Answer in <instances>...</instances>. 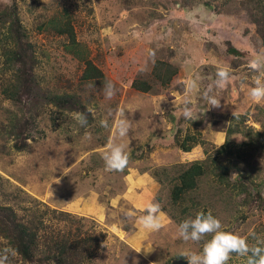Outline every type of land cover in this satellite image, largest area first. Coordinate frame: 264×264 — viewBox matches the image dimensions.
I'll list each match as a JSON object with an SVG mask.
<instances>
[{"label": "rangeland", "instance_id": "obj_1", "mask_svg": "<svg viewBox=\"0 0 264 264\" xmlns=\"http://www.w3.org/2000/svg\"><path fill=\"white\" fill-rule=\"evenodd\" d=\"M238 1L0 0V4H18L40 61L37 72L42 86L54 93H77L92 109L94 119L81 129L73 115L46 108L32 139L22 151H16L15 142L2 133V125L15 107L0 93V203L23 217H39L48 234L70 230L97 237L99 247L89 249L91 256L82 264H172L173 260H186L180 255L184 251L201 252L210 235L200 242H184L177 237L178 224L173 218L193 219L194 211L190 207L182 213V208L171 206L174 178L183 166L205 159L204 148L215 154L224 142L227 123L237 116L247 117L245 124L255 130L264 126V102L256 104L249 96L257 74L248 67L253 58L264 57V46L254 26L239 11ZM65 16L74 26L79 44L76 50L88 52V59L102 71L104 79L89 83L79 80L83 62L69 53L67 41L56 36L50 23ZM40 22L45 25L41 33ZM150 50L154 57L149 56ZM157 59L179 68L170 86L164 89L154 84L148 93L133 89L136 78L150 81ZM218 67H228L232 81L218 93L221 107L207 110L204 102L189 96L187 85L195 79L201 89L207 88L214 83ZM108 81L116 89L110 100L104 95ZM186 99L204 112L200 119L192 122L183 118ZM121 110L131 122L130 133L123 139L115 135L114 123L121 118ZM104 119L109 121V128L100 126ZM178 129L200 133L204 147L196 145L190 152H182L173 143ZM86 133L91 139H85ZM110 140L127 145L129 154L136 149L144 157L131 160L123 172L108 171L102 157ZM232 142L241 149L230 160L253 182V199L243 203L242 195L223 189L209 177L202 179L191 196L199 203L194 209L206 207L221 221L223 231L246 237L249 245H254L252 233L264 238V147L254 149L240 135L233 136ZM126 186H139L141 190L135 188L144 207L129 196L114 200ZM149 186H157L153 195ZM89 193L103 206L101 220L70 211V202ZM149 202L159 203L164 215V227L158 232H146L138 224ZM52 210L72 217L60 222L50 217ZM148 244L152 252L145 255L143 248L136 252ZM6 247L0 238V251ZM7 264L22 262L15 254L9 256ZM228 264H246V259L232 254Z\"/></svg>", "mask_w": 264, "mask_h": 264}, {"label": "trees", "instance_id": "obj_2", "mask_svg": "<svg viewBox=\"0 0 264 264\" xmlns=\"http://www.w3.org/2000/svg\"><path fill=\"white\" fill-rule=\"evenodd\" d=\"M238 8L254 26L255 33L264 46V0H239ZM50 23L56 36L67 41L68 48L70 47L69 53L83 62L79 80L89 83L104 79L102 71L88 59V52L76 50L79 44L70 18L68 16L55 18L50 20ZM44 27L45 25L40 22L38 25L40 33ZM229 50L237 54L235 50L231 48ZM39 64L35 46L21 21L18 4L15 2L0 4V93L10 105L15 107V111L9 112L7 123L2 125V133L15 142L13 148L16 151H22L25 143L32 139L38 118L44 114L46 108H53L63 115L84 113L88 118L87 126L94 121L88 111L89 108L77 93L59 94L42 86V78L37 72ZM178 71L176 64L157 59L150 72V81L153 84L136 78L131 87L142 93L151 92L154 84L164 89L168 88L178 75ZM246 121L247 117L240 115L227 123L224 129V142L215 150V154H209L204 148L205 159L195 160L178 171L174 185L170 189V204L175 210L182 208L180 212L184 213L191 207L194 211L193 219L200 211L208 212L206 207L194 209L199 203L191 196L198 190L202 179L207 177L223 189L233 190L239 196L242 195L243 203L253 199L254 191L251 189L253 182L237 164H234V161L230 160L231 155L237 149H241V146L232 142V137L235 135L243 137L254 149L264 147V126L261 131L255 130L253 126H247ZM173 139V143L184 153L190 152L196 145L204 147L200 133H190L187 129H178ZM143 157L136 149L130 153V161L140 160ZM223 158L226 161H223ZM255 192L260 198V193ZM187 204L189 207L186 206ZM50 217L61 222L72 216L52 210ZM173 219L178 225L187 220L184 216ZM90 237L93 236L70 230L48 234L45 224L39 217L37 219L23 217L11 206L0 203V238L6 242L8 248L15 250L22 264H82L91 256L89 249L98 248L100 245L97 237Z\"/></svg>", "mask_w": 264, "mask_h": 264}, {"label": "clouds", "instance_id": "obj_3", "mask_svg": "<svg viewBox=\"0 0 264 264\" xmlns=\"http://www.w3.org/2000/svg\"><path fill=\"white\" fill-rule=\"evenodd\" d=\"M149 56L154 57L155 52L150 50ZM249 69L256 73L254 86L249 90L252 102L260 104L264 102V57H255L250 60ZM143 70V69H141ZM232 81L231 71L228 67H218L216 79L213 84L205 89H201L197 80H189L187 93L189 96L195 95L198 101L206 104L207 110L210 108H220L221 99L218 98L219 91L226 89ZM91 87V86H89ZM116 94L115 85L108 81L104 84V95L106 99H112ZM92 111L91 108L88 109ZM204 112L197 111L192 106L191 99H186L182 108V116L187 121H196L201 118ZM120 119L115 123V135L120 139L128 136L131 130V122L126 118L123 110L120 111ZM74 120L80 127H86L88 118L84 113H74ZM100 126L109 128L107 119L100 121ZM85 139H91L90 134H85ZM127 145L116 143L110 140L107 150L103 154L105 168L108 171L123 172L129 165L130 154L126 151ZM138 224L146 232H158L164 227L162 223V210L159 203L149 202L145 206V214L139 216ZM211 236L201 252L184 251L180 255L188 261V264H228L232 254H236L246 259V264H264V238L251 235L256 240V244L249 245L246 237L222 230L221 221L215 218L211 211L207 213L200 211L194 219H187L181 222L177 228V237L184 242H200L206 236ZM143 248L145 255L153 251L152 245L141 246L136 252ZM10 255H15L12 248H4L0 251V264H7Z\"/></svg>", "mask_w": 264, "mask_h": 264}, {"label": "crops", "instance_id": "obj_4", "mask_svg": "<svg viewBox=\"0 0 264 264\" xmlns=\"http://www.w3.org/2000/svg\"><path fill=\"white\" fill-rule=\"evenodd\" d=\"M135 187L139 188V186H126L125 192L117 194L115 198L113 197L114 200L119 201L120 199H123L124 197L129 196L134 202H136L140 206H143V202L141 199L142 198L141 193L138 194L139 191H136ZM154 189H157V186H149L148 192L153 195L152 192L154 191ZM91 193L86 194V195H79L77 196V199L73 202L69 201L70 202L69 206L72 209L70 211L75 214H80L81 216H90V218L93 220H96V219L101 220L103 218L102 216L103 206L100 205L99 202L97 203L96 196L95 197L92 196ZM163 216L164 215L162 213V218ZM162 223H163V219H162Z\"/></svg>", "mask_w": 264, "mask_h": 264}, {"label": "water", "instance_id": "obj_5", "mask_svg": "<svg viewBox=\"0 0 264 264\" xmlns=\"http://www.w3.org/2000/svg\"><path fill=\"white\" fill-rule=\"evenodd\" d=\"M172 264H188V261L182 260V259H177L172 262Z\"/></svg>", "mask_w": 264, "mask_h": 264}]
</instances>
